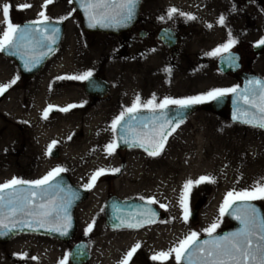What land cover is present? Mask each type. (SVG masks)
I'll list each match as a JSON object with an SVG mask.
<instances>
[{
	"label": "rangeland",
	"instance_id": "rangeland-1",
	"mask_svg": "<svg viewBox=\"0 0 264 264\" xmlns=\"http://www.w3.org/2000/svg\"><path fill=\"white\" fill-rule=\"evenodd\" d=\"M3 3H9L10 19L14 25L41 19L38 14L44 11L49 21L65 22V29L58 53L33 80L24 81L15 63L0 53V85L16 80L0 102V184L14 177L36 181L59 167L65 169L61 173L67 174L72 184L85 189L94 172L107 170L91 189H85L89 194L75 212L76 234L71 241L59 246L67 248L73 242L84 240L90 245V264H120L126 254L139 244L128 264H176L174 253L163 262L154 261L152 256L176 247L192 232H196L198 237L206 235L204 230L213 223H219L215 232L229 226L228 220L219 212L227 193L250 190L258 182H264V131L235 125L228 120L226 113L214 114L201 109L175 129L159 156H149L135 149H115L108 155L104 149L115 139L110 125L122 112L115 106L117 93L124 91L125 99L131 100L129 92H134L138 82L141 83L140 88L145 87L146 92L155 96L157 104L166 97L185 99L204 95L213 89L235 87L238 81L217 70L215 59L218 56L207 54L227 43L229 32L236 40L229 50L241 49L246 53L248 49L251 53L252 45L264 39V0H144V11L155 12L159 26L171 22L167 18L171 8L196 17L189 21L194 26V35H181L183 41L178 44V51L190 61H195V56H200L202 60L186 68L174 66L171 83L159 75L165 73V69L160 70L158 66L164 63L161 49H155L154 57L149 62L158 66L156 70L149 71L154 73V77L143 79L136 72L138 66L148 63L138 64L134 48L120 51L123 37L85 33L69 0H53L46 8L42 7L45 0H0V5ZM24 4L31 7L18 8ZM178 13L173 18L184 17ZM222 14L225 16L223 26L217 23ZM66 16L68 18L63 19ZM2 20L0 13V34L4 27ZM209 24L211 28L207 27ZM72 49L90 54L94 66H97L95 61L100 56L109 61L105 68L102 65L100 69L111 89L108 102L93 114L97 116L96 122H80V117L60 119V114L69 111L59 109L78 102L80 97L85 98L84 80L61 79L65 83L60 82V90H52L59 75L68 76ZM253 68L264 77V51L256 57ZM180 72L182 74L179 76ZM22 85L27 88L23 90ZM49 106L60 114L55 116L53 122L45 124L44 119L41 120L44 111H41ZM83 124L87 128L78 126ZM54 128L56 139L52 138ZM53 141L56 143L52 149L59 150L57 159L46 155ZM15 147H19V151L11 155ZM9 159L15 163L7 165ZM114 169L119 171L113 172ZM201 176L211 177L215 182L193 184L187 192L189 215L185 223L179 202L184 184L189 180L196 181ZM110 195L123 199L155 200L154 205L164 211L167 218L139 230H110L105 226L103 212ZM200 200L203 204L198 212V221L193 223L190 212L196 209L195 205ZM254 202L264 209V200ZM161 204L166 208H161ZM89 224H93L92 230L85 235ZM167 232L171 234L172 241L162 248L157 245L161 249L153 250L152 241H155L158 233ZM24 238L32 237L19 235L8 244L0 245V253L22 252L24 241H35ZM2 257L5 259L6 256L0 254V264L20 261L19 258L2 260Z\"/></svg>",
	"mask_w": 264,
	"mask_h": 264
},
{
	"label": "snow or ice",
	"instance_id": "snow-or-ice-1",
	"mask_svg": "<svg viewBox=\"0 0 264 264\" xmlns=\"http://www.w3.org/2000/svg\"><path fill=\"white\" fill-rule=\"evenodd\" d=\"M53 0H45L42 7H47ZM70 3L73 0H69ZM80 9L84 12L88 27L90 28H118L127 27L135 18L136 9L140 0H75ZM31 5L24 4L18 6L19 9L29 8ZM2 13L3 31L0 34V52H7L8 55H19L25 60V68L31 70L36 64L47 55V52L40 51L47 48L52 50V44H55L59 38V28L48 27L49 19L44 11L38 15L41 19L30 22L29 25L21 27L14 25L10 19V5L3 3L0 5ZM178 10L171 8L168 10L167 18L172 19ZM184 16L187 21L195 20L196 17L183 12L178 13ZM64 17L63 19H67ZM163 19V17H161ZM62 21H56L57 24ZM217 23L221 26L225 23V16L222 14ZM31 25H44V27H35ZM207 27L211 28L209 24ZM236 43L229 32L227 43L217 47L209 56H220L221 59L230 66L236 65V57L229 53V49ZM264 45V39H261L257 47ZM23 49V52H21ZM39 52V55L36 53ZM229 53L228 55H224ZM171 72V69H165ZM92 72H84L77 76H63L57 79L68 80H90ZM12 80L9 84L0 85V95L15 84ZM231 94L234 97L233 103L237 105L233 114V120L253 128L264 130V82L250 79L243 90L236 87L225 89H213L204 95H197L185 99L164 98L159 104L155 102V96L146 103L141 104L140 97L137 96L132 106L125 108L121 114L113 120L110 125L113 133L119 131V140L129 147H140L147 152L149 156H159L165 146V143L179 126L182 120V113H176L172 119L163 118V110L170 105H175L179 109H187L196 104H202L208 100H220ZM245 107H240V105ZM77 105H69L66 108L59 109L67 112L70 108ZM52 106L45 109L42 118L47 119ZM146 109L152 113L146 118H138L133 115ZM159 113V114H157ZM128 117V120H125ZM176 117H180L177 119ZM175 120V123L173 122ZM131 121H136L133 124ZM71 139V137H69ZM55 141L48 146L47 154H51ZM116 140L105 146V152L111 155L116 147ZM65 171L63 168H55L42 179L36 181H24L13 178L12 180L0 184V236H6L16 230L17 226L28 228L35 232L38 229H44L49 233H58L60 236H67L71 227L70 208L78 195L71 190L65 192L58 185L52 184V181ZM107 170L98 169L90 177L89 184L85 189H91L98 177L104 175ZM118 172L119 169L112 170ZM214 183V179L207 176H201L196 181H187L184 184V191L180 197V207L183 211L182 219L185 223L188 220V208L186 194L193 184ZM27 185V188L22 187ZM264 200V182H258L250 190L239 192H228L219 212L221 216L229 215L237 220L240 227L237 231L224 236H214L219 223H213L205 229V234L210 239L200 241L196 232L190 233L179 244L167 252H159L152 256L154 261H166L173 253L175 254L176 264H264V218L260 211L251 203L252 201ZM239 202V203H238ZM147 204H155V200L146 201ZM161 208L166 205L161 204ZM139 220L132 222L135 217L125 218L117 216L120 220V226L126 228H138L145 224H151L155 220L156 213L151 208H145L137 213ZM93 224H89L85 229V235L92 230ZM140 247L135 245L123 258L120 264H128L136 250ZM21 259L24 257L21 256ZM67 255L60 264H65ZM32 259H36L33 257Z\"/></svg>",
	"mask_w": 264,
	"mask_h": 264
},
{
	"label": "flooded vegetation",
	"instance_id": "flooded-vegetation-1",
	"mask_svg": "<svg viewBox=\"0 0 264 264\" xmlns=\"http://www.w3.org/2000/svg\"><path fill=\"white\" fill-rule=\"evenodd\" d=\"M143 1L144 0H142V2H141L140 12L138 14V19L136 20L134 26L130 30L123 32L120 36H118V37H123V41H121V49L120 48L119 49L121 51L122 49L124 50L125 48L133 47L135 50V56H136L135 59L138 62V64H141L143 62L148 63L144 66H138V71L136 72V74L138 76H143V79L153 78L154 73H149V71L156 70V67L159 66L160 70L162 68L163 69H171L170 73L166 72V71H165V73H163V72L159 73L160 76H163L164 78L169 80L168 83H171L172 79H173V67L174 66H180V67L185 66V68H186L189 65H193L195 62H201V60H202V58L200 56H195L194 57L195 61H190L189 59H186L182 55V53H179V51H178V46H179L178 44H180L183 41L181 38V35L184 34L186 37L194 35V32H193L194 26H192L189 23V21L186 20L185 17H180V18H176V19L172 18L171 22L167 23V25H161L160 24L161 26H159L158 18L155 16L156 13L144 11V8L142 7ZM163 30L174 32V35L176 36V43H175L174 47L168 48L158 39L159 33ZM106 36H110V35H106ZM155 49H161L160 53L164 57L163 65L156 66V65H150L149 64L150 60L154 57ZM58 51H59V49L57 50V52L55 54H57ZM229 51H232V50H229ZM233 51L239 54L240 70L238 72H236L235 74H226V75H231V77H233L236 81H238V84L235 86V87H237L241 83L240 78H239L240 74L254 73V74L259 75L257 72H255L253 66H254L256 57H258V55H260V54H256L254 52L253 47H251V53L248 49H247L246 53L243 52L241 49H235ZM83 52H84L83 50H78V49L73 50L72 49V54H69V62L71 63V65L68 68V76H77V75H80L84 72L91 71L93 74L92 76L106 80L105 77L103 76V72H101L100 68L102 67V65L105 68L106 63L109 61H105L104 59H101L102 57L100 56L99 60L95 61L97 66H94L93 60L90 59V54H87L86 51L84 52V54H82ZM218 57L215 59L216 67H217ZM178 58H180V59L177 60ZM174 60H177V61H174ZM45 66H44V68H45ZM181 74L182 73L180 72L179 76ZM155 75H156V73H155ZM58 77H62V76L59 75ZM34 78L23 79V80L29 81V80H33ZM57 78L55 79L56 83L53 84L52 90H55V89L60 90L59 88H60V82H61L60 80L61 79H57ZM262 78H264V77L262 76ZM85 81L86 80H84V82ZM106 81L108 82V80H106ZM160 81H161V84L163 86H165V83H163L162 80H160ZM61 83H65V82H61ZM108 84H109V82H108ZM83 86H84V83H83ZM136 86H135L134 92H129L132 95L131 100L125 99V95H124L125 92L124 91H119L117 93V99H116L117 101H116L115 106L118 110L123 111L125 109V107H131L133 102L136 100L137 96L140 97L141 104L146 103L148 100L153 98L152 94H150V92H146L145 87L140 88L141 83L138 82ZM108 87H109L108 92L104 97L88 95L84 92L85 98L80 97L79 98L80 100L78 102H74V104H70V105H77V109L74 112H77L79 114L80 122L81 121L88 122L89 120H92L91 122H94V121L96 122L98 120L97 116L93 115V114H95L96 112L101 110L100 106L103 103L108 102V97H109V93H110V89H111L110 84ZM22 88L24 90L27 88V86L23 87V85H22ZM7 93H8V90L5 91V95ZM2 99H3V97L1 98L0 102L2 101ZM49 103H51V102H49ZM74 108H70L71 113L73 112ZM45 109H47V107H43L41 112H43ZM201 109H204L207 111L211 110L210 106L207 103L203 104L202 108L200 107V110ZM142 111L148 112L146 109H144ZM221 113H226V115L228 114V106L227 105L222 110H220V112L218 114H221ZM57 114H60V113H57L55 110H51L50 113H48L47 119H44V123L49 124L50 122H53V120ZM41 120H42V115H41ZM78 126L87 128V126H85V124L78 125ZM79 130H80V128L78 130H76V132H78ZM52 138L56 139V136L52 135ZM49 156H50V154H49ZM26 236H31L32 238H24V239H34L36 242L33 241L30 243L29 240H26L22 244V249H21L22 252L8 251V252H1L0 254L5 255L6 256L5 259H8V260L19 258L20 261L16 262V264H60V262L62 260H64V257L67 255L68 258H67V261L65 262V264H71L70 251H71L72 247L76 244V242H73L72 245H69L67 248H64V247L62 248L61 245L59 246V244L60 243H67L69 241L62 242V241L57 240L55 238H51V237H47V236H41V235H26ZM11 240H9L7 242H0V245L4 246V245L8 244ZM33 245H35V246H33ZM21 256H23L24 258L21 259L20 258ZM33 257H35L36 259H32ZM1 259L5 260V259H3V257ZM91 259H92V256L90 257V260L87 264L91 263Z\"/></svg>",
	"mask_w": 264,
	"mask_h": 264
},
{
	"label": "water",
	"instance_id": "water-1",
	"mask_svg": "<svg viewBox=\"0 0 264 264\" xmlns=\"http://www.w3.org/2000/svg\"><path fill=\"white\" fill-rule=\"evenodd\" d=\"M141 1L142 0H140V3H141ZM140 3L137 6L135 18L127 27L90 28V27H88V23H87L85 15H84V12L82 11V9H80L78 3H76L75 0H73V2H72L74 10L77 13V15L81 21V25L87 33H90V34L104 33V34H110L112 36H119L122 32H125V31L129 30L130 28H132V26L135 24L136 20L138 19V14L140 11ZM29 24H30V22H23V23L19 24V26L24 27V26L29 25ZM31 26L33 28H35V27H42L43 28L44 27V25H39V26L38 25H31ZM48 27L59 28V30H60L59 31V38L55 44H52V46H51L52 50L51 51H48L47 48L40 50V51L47 52V55L44 56L43 59H41L36 64L35 67H32L31 70H28L25 68V60L28 59L27 56H25L22 59L21 56H19V55H8L7 52H1L4 56L12 59L16 63L17 68L19 70V73L23 78L28 79V78H32L33 76H35L42 69L45 62L54 54V52L57 50L58 46L60 45V42L62 40L63 33H64V23L61 22V23L57 24L56 22L50 21V24L48 25ZM158 39L165 46L170 47V48L173 47L176 43V36L174 35V32H172V31H166V30L161 31L158 35ZM263 48H264V45L257 47V44L254 45V47H253L254 52L258 53V54L262 52ZM21 52H23V49H21ZM229 53L237 58L236 59V65L230 66L229 64L225 63L221 59V57H219L218 62H217V66H218V69L222 73H228V72L236 73L240 68L239 55L237 53H234V52H229ZM229 53H226L224 55H228ZM36 55H39V52H37ZM240 79L242 80L241 86L238 87V89H240V90L244 89L245 85L247 84V82L250 79L260 80L261 82H264V80L262 78H260L259 76L255 75V74L243 73V74H240ZM84 90L89 95L101 97L107 93L108 84L104 80L91 77L90 80L86 81V83L84 85ZM233 100H234V97L230 94L229 97L226 96L220 100H212V102L209 104V106H210L212 111L219 112L226 104H228V108H229L228 117H229L230 122H232L234 124L249 126L246 124H242L239 121L233 120V114L237 108V105L233 103ZM240 107H245V106L241 104ZM198 109H199V106H197V105H193L187 109H179L177 107H168V108L163 110V118L164 119H172L176 113H182L183 114L182 120L180 122V123H182L191 114L195 113ZM157 114H159V113H157ZM133 115L137 116L138 118H146V117L151 116L152 113L146 112V111H140L138 113H134ZM176 118L180 119V117H176ZM128 119H129L128 117H125V120H128ZM131 122L133 124H136V121H131ZM173 122L175 123V120ZM116 139H117V145H118L117 148L120 150L130 149V148H138V149H141L144 151L143 148L129 147L127 144L122 143L119 140V131H117V133H116ZM51 156L53 158H57L58 157V151L53 150L51 152ZM52 184L58 185V187L64 189L65 192H67L68 190H71V192H74L78 195V199H76L74 201L72 207L69 210L70 215H71V227L68 230V235L67 236H60L58 233H54V232L49 233V232H46L44 229H38L37 231L33 232L28 228H24V227H21L18 225L16 230H14L13 232H10L6 236H0V242H5V241L9 240L10 238H12L13 236H16L19 234H24V233L46 235V236L54 237V238H57V239L63 240V241H67L74 236L75 231H76V222H75V218H74V212H75V209L78 207V205H80L86 199V197L88 195L87 191L75 186L74 184H72L70 179L68 178V176L65 174H60L58 177H56V179L52 181ZM22 187L27 188V185H23ZM251 203L260 211L261 217L264 218V209L260 205L254 203V202H251ZM200 204H201V201L197 204L196 207L199 208ZM145 208H151L156 213L155 220L153 223L157 222L159 220V218H162V219L166 218V216L163 213H161L160 210L156 206H154L153 204H147L145 200H141V199H137V198L121 199L117 196H111L105 204V224L110 229L137 230V229L143 228V227L150 225V224H145L144 226L138 227V228H126V227L120 226V220L115 219V217H117V216H123L125 218L135 217V219L132 220V222H135L136 220L140 219V217L136 214L141 212ZM197 208H196V210H193L191 215H190V220L192 222H197V220H198ZM225 217L228 219V221H230L232 226L230 228H227V229L221 230L217 233H214V236L227 235L231 232L237 231L238 228L240 227L237 220L233 219L231 216H229L227 214L225 215ZM153 223H151V224H153ZM207 239H210V237H208L207 235L199 238L200 241H204ZM89 258H90V253H89L88 244L86 242H83V241L78 242L71 249L70 260H71L72 264H85L89 260Z\"/></svg>",
	"mask_w": 264,
	"mask_h": 264
},
{
	"label": "bare ground",
	"instance_id": "bare-ground-1",
	"mask_svg": "<svg viewBox=\"0 0 264 264\" xmlns=\"http://www.w3.org/2000/svg\"><path fill=\"white\" fill-rule=\"evenodd\" d=\"M73 95V94H71ZM19 98H20V95H19ZM70 104H67V107L69 106ZM77 109V107H75L73 109V112L71 113V109H69V112L67 113H64V114H61L60 115V119L62 118L63 120H69V119H72V118H75L77 119L79 117V114L77 112H74L75 110ZM55 131L56 129L52 132V135H55ZM10 136V134L8 135ZM19 151V147H15L12 152H11V155H16V153ZM14 157V156H13ZM15 162L13 159H9L7 161V165H13ZM158 230V229H157ZM172 241V236L169 232H167L166 234H163V233H158L157 237L155 238V241H152V247H153V250H159L161 249L167 242H170ZM157 243V244H156ZM157 245L161 248H157ZM164 249V248H163Z\"/></svg>",
	"mask_w": 264,
	"mask_h": 264
}]
</instances>
